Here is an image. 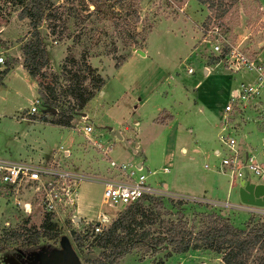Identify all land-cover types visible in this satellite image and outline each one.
<instances>
[{"label": "rangeland", "instance_id": "rangeland-1", "mask_svg": "<svg viewBox=\"0 0 264 264\" xmlns=\"http://www.w3.org/2000/svg\"><path fill=\"white\" fill-rule=\"evenodd\" d=\"M20 1L0 0V25H6L5 36L15 38L13 42L20 37L18 41L23 44L30 38L28 33L30 28L27 18L16 17V12L26 2ZM54 2V5L61 4L60 8L50 9L55 16L51 21L55 24V33H49L44 20L38 25L51 64L47 60L40 75L34 77L37 91L33 82L31 91L23 81L16 82L17 85L10 81L12 91L0 89V109L5 110L0 113V156L9 159L55 160L66 167L75 166L83 171L105 176L106 162L101 160L83 137L72 128L80 115L85 114L93 125L94 132L101 135V140L113 142L109 153L111 158L122 162L140 161L145 173L147 170L154 171V174L147 178L150 184L167 183L174 172L177 175L184 171V158L181 157L177 146L174 148L175 159L169 164L164 160V154L170 149L167 145L177 138L180 129L177 128L175 131L176 122H179V127L184 128L188 125V118L192 121L198 120L205 117L204 112L209 111L214 112L219 119L227 100V89L234 83L239 72L234 79H228L220 74L206 78L201 88L211 90L207 98L210 107L204 108L200 103L203 110L201 114L195 106L177 110L173 114L175 118L173 128L171 126L170 132L165 135L163 132L159 133L161 128L152 123L151 106L159 105L164 99L163 95L169 98L171 93L172 99L183 100L178 94V86L184 84L192 90L194 83L202 77V66L220 54L213 51L214 44L219 45L220 51L229 43L243 53L264 57V0H237L234 4L223 0L225 12L219 16L215 11V5L213 9H209L206 4L200 3L205 11L198 10L194 0H190L189 6L194 5L196 8L195 18L191 17L189 14L191 12L187 10H190V7H184L185 0H67L65 3L62 0H54ZM206 18H209V21L206 22ZM215 34L219 35L216 41L213 37ZM192 40H195L196 44L201 43L200 50L197 48L195 52L201 53L205 60H200V56L189 46ZM144 46L148 51V57L143 60H150V55V58L158 63L157 69L144 65L143 61H138L142 59L137 56H128ZM3 47L4 42L0 41L1 52ZM81 54L85 55V60H80ZM70 57L74 60H70ZM183 57H186L184 61L178 60ZM160 60H166L167 64L159 65ZM217 62L223 60H217L212 64ZM114 63L119 64L115 66ZM84 64L97 71L103 78V84L85 104L86 106L78 110L73 100L65 93V88L73 79L80 78L86 73ZM186 66L193 69L192 74H186ZM167 74L171 76V80L164 78ZM35 97L36 110L32 114H27L29 99ZM43 97L48 103L53 104L56 113L66 111L72 116L69 127L63 129H57L55 126L51 129L32 127V121L54 125L49 122L55 116L50 114L49 106ZM262 98L264 99V89ZM140 101L146 105L141 107ZM261 101L264 102L262 99ZM156 116V120L160 122L166 115L160 112ZM255 117L256 113L248 109L245 111L244 121L236 118V124L232 122L230 128L242 127L245 133L242 150H246L243 144L245 147L249 146L252 148L248 151L249 154L255 155L264 164V143L261 139L264 135V126L255 123L253 120ZM106 125L112 126V130L107 129ZM116 130L122 132L121 139L115 136ZM227 132L239 145L240 133ZM127 137L128 142L125 140ZM135 143H138L136 148ZM212 144L222 150L217 140ZM132 148L135 152L131 150ZM218 163L219 156L207 152L205 157L196 161L194 170L199 175H205L212 172L213 168L216 169ZM163 167L168 171L162 172ZM249 179L252 182L261 181L256 175H250ZM219 180L220 184H225L227 178L220 176ZM101 190L99 183L80 184L78 207L80 205L85 213L96 211L97 214L92 219L94 222L98 212L104 214V217L100 218L107 227L127 205L101 204ZM227 199L231 203L239 202L237 187L233 186L230 189ZM161 203L159 213L163 220L179 219L192 232L202 227L206 217L210 215L220 217L237 228H243L249 218L251 223L264 219L257 212L248 213L238 208L212 209L183 201L173 203L170 200L169 203ZM76 206L77 204H73L67 215L75 214L77 217L80 212L76 210ZM148 206H151L150 201L143 203V207ZM44 216L45 212L33 205L30 213H20L5 224L8 218L5 212L0 210V264H37L46 254L58 249L62 240H66L78 253L80 262L84 258L98 255L99 249L94 246L96 240L93 238L94 234L90 233L92 224L89 221H86L85 225L84 219L73 223L67 218L57 219L51 215L50 220L55 223V229L60 236L52 241H46L43 231L39 228ZM158 228L157 223L152 226L154 232ZM81 231L88 233L83 236ZM12 232L18 235L13 237ZM77 234L81 239L80 247L74 239V235ZM26 239L38 241L42 248L27 252ZM47 244H51L50 248L46 246ZM145 250L144 247H138L123 255L116 264H221L220 254L210 249H189L183 253H170L167 257H164L167 252L165 249Z\"/></svg>", "mask_w": 264, "mask_h": 264}, {"label": "built area", "instance_id": "built-area-1", "mask_svg": "<svg viewBox=\"0 0 264 264\" xmlns=\"http://www.w3.org/2000/svg\"><path fill=\"white\" fill-rule=\"evenodd\" d=\"M214 40L219 35H213ZM229 49L224 54V66L233 72H243L251 75L248 80H242L233 88L222 108L221 122L223 124L218 140L222 150H216L215 156H219L216 170L225 175L230 184L238 185L241 179H249L250 175L261 178L264 183V168L255 160L252 154L242 150L236 139L223 130L227 125L237 120L244 121L245 111L252 109L256 113L253 119L255 123L264 126V102L261 101L264 89V57L243 53L235 46L226 43ZM213 51L220 53L218 44L212 46ZM3 56L0 55V64H3ZM187 68V72H191ZM35 102L29 107L28 113L35 112ZM72 128L80 134L86 144L90 146L106 162L105 176H99L96 172H87L75 166L66 167L55 160H30L9 159L0 157V210L5 212L8 224L20 213H30L32 206L36 205L45 213L53 215L57 219L67 218L75 221V214L67 215L76 204V194L81 182L99 183L101 190V204L105 205H129L144 197H153L161 202L173 203L177 201L187 202L197 206L210 208H238L251 213L257 212L264 217V206L256 207L244 205L240 202L230 203L226 200H215L205 195L177 193L170 190L163 182L152 185L147 180L154 171H143L140 161L121 162L109 156L113 142L102 141L100 134H94L93 125L87 115H80ZM162 172L168 169L163 167ZM102 215L98 214L93 220L91 234L100 233L105 229L102 223ZM106 220V219H105ZM86 221H84L85 224ZM86 225V224H85ZM85 233L84 231H81Z\"/></svg>", "mask_w": 264, "mask_h": 264}, {"label": "trees", "instance_id": "trees-1", "mask_svg": "<svg viewBox=\"0 0 264 264\" xmlns=\"http://www.w3.org/2000/svg\"><path fill=\"white\" fill-rule=\"evenodd\" d=\"M66 1L62 0L64 3ZM196 1L206 4L209 9H213L215 5L217 16L225 12L223 0ZM214 1H216L215 4ZM228 1L230 4L237 2V0ZM54 3V0H26L16 12L18 19L27 18L29 21L30 38L20 45V51L22 67L31 78L39 76L41 69L47 64V51L42 43L38 25L41 20H44L49 33H55V24L51 22L55 16L50 9L60 8L61 4L54 5ZM207 21L209 18H206ZM228 49L229 47L224 45L220 54L211 58L208 63L212 64L222 59ZM69 59L74 60L73 57ZM80 60H85L84 54H81ZM118 64L114 63L115 66ZM84 67L86 73L80 78L73 79L65 88V93L73 100L78 110L85 106L103 84V78L94 68L87 64H84ZM5 72L6 69L0 71V82ZM42 99L48 104L50 114L55 116L49 123L69 127L72 116L66 111L56 113L53 104L48 103L44 97ZM149 201L151 206L143 207V203ZM161 205L160 200L156 198L144 197L125 206L105 229L94 234L93 238L96 240L94 246L99 249L98 255L93 258H84L82 262L84 264H116L123 255L138 247H144L145 251L165 249L167 252L164 257L169 256L170 253H183L189 249L204 248L220 254L221 264H264V219L251 223L249 218L243 228H237L220 217L210 215L206 217L202 227L192 232L179 219L163 220L159 213ZM50 216L51 214L45 213L39 226L46 241H52L60 236ZM155 223L159 228L154 232L152 226ZM87 233L86 231L82 235L86 236ZM17 235V233H11L13 237ZM74 239L80 247V236L74 235ZM26 243L27 252L42 248L36 240L26 239ZM46 246L50 248L51 244Z\"/></svg>", "mask_w": 264, "mask_h": 264}, {"label": "crops", "instance_id": "crops-1", "mask_svg": "<svg viewBox=\"0 0 264 264\" xmlns=\"http://www.w3.org/2000/svg\"><path fill=\"white\" fill-rule=\"evenodd\" d=\"M189 1L190 0H185V2H184L185 8H187V6L190 7L188 4ZM194 2L196 3V7L198 10H201V9L204 10V8H202L203 6L199 2H197L196 0H194ZM187 10L189 12H191V13H189L190 16L195 18V16H196L195 15L196 14L195 13V11H196L195 6L193 5L192 7H190V10L189 9H187ZM5 27H6V25H2V24L0 25V41L4 42V47L2 49L3 52L0 51V53L4 57V63L0 64V71H2L3 69H6L5 74L1 78L0 89L3 88V89H6L7 91H12L13 87H10V84H9L10 81H12V83L15 85H17L16 82L18 83V81L19 82L23 81L26 85H28V87H30L31 91H32V82H33L35 89L37 91L35 79L31 78L27 74L26 70L22 67V57H21V51H20L21 42L18 41V39L20 37L16 38V42H13L15 38H9V37L5 36L6 35L4 33ZM193 44H195V45L193 46ZM200 44L201 43L196 44L195 40H192L191 42H189V46H191L192 50H194V53H196L195 50L197 48L200 50V46H199ZM138 50H141L143 52V55H140L137 52H131L130 54H128V56L129 57L137 56V57L142 59V60H138V61H143L144 65L151 66L152 69H157L158 63H156L154 60H152V58H150V55H149L150 60H143V59H147V57H148V51H147L146 47L144 46ZM189 52H191V50ZM197 55L200 56V60L206 59V58H204V56L201 55V53H198ZM143 57H145V58H143ZM185 58L186 57H183L182 59H178V60H183ZM165 61L166 60H160L159 65L167 64V63H165ZM48 62L51 64L50 58H48ZM188 67H190V66H186V68H185L186 74H192L193 69L190 67L192 71L187 72ZM145 68H147V67H145ZM143 71H145V70H143ZM202 71H203L202 72L203 74H202L201 79H198L194 83V85L192 86L193 91L189 90L184 84L181 86L177 85L178 89H179L178 94L180 96H182L183 100H179L177 98L172 99V93H171L169 98L167 96L163 95L164 99L159 105L151 106V108L153 110L151 120H152L153 124H155L161 128V131H159V133L163 132L165 135L167 132H170V128H171V126L173 128L172 123L175 119L173 114H175V112L177 110L183 109L185 107L189 109V108H192V106H195L196 108L199 109V112L201 114V111L203 112V110L199 105L200 103L203 104L204 108L210 107L208 105L210 102L207 100V98H208V94L211 93V90L210 89L206 90L205 88L204 89L201 88V85L206 78H208V77L210 78V76H215V75L220 74V75L226 76L228 79H231V78L234 79V76L237 73V72H233V71L227 69L224 66L223 62H217L214 64L206 63L202 66ZM164 78H168L169 80L172 79L169 74L165 75ZM250 78H251V75L243 73V72H239L237 78L234 80V83H231L230 84L231 86H229L227 89V92H228L227 98L229 96L230 91L233 88L237 87V85L240 81L248 80ZM101 94L104 95L103 92H101ZM36 97L33 99H29V102H28L29 107L33 104V102L36 101V99H37ZM138 102H139V100H138ZM139 105H142L141 107H144V105H146V103H143L140 101ZM4 111H5L4 109H0V113L4 112ZM160 112L164 113L166 116H165V119H163L159 122L156 120V118H157L156 115L159 114ZM204 113L206 114L205 117L200 118L198 120L192 121L190 118H188V125L185 126L184 128L179 127L180 126L179 122L178 121L176 122L175 131L177 128L178 129L180 128V129L178 131L177 138H175L173 140V142H171L169 145H167L168 147H170V149L168 150V152H166L164 154V160L165 161L167 160V163L169 164L170 161L172 162L175 159L174 148L177 146L179 153H181V157L184 158V171L182 172V174L178 173L177 175H176V172H174V174L169 177V182H167V183L163 182V183L170 190L177 192V193L198 194V195L200 194V195L208 196L209 198H212L215 200H220V201L226 200V201L230 202L227 199L228 193L233 186L237 187V185L230 184L228 182V179L226 180V183L224 182L225 184H220V180H219L220 176L224 177L225 175L219 173L214 168L212 169V172L207 173L205 175H199L194 170V165H195L196 161L199 160V158L205 157L207 152H209V154L212 153L213 155H215L216 150L220 149L219 146L216 147L212 143H215L216 140L219 142L218 134L221 133V128L223 126V124L221 122V116H222L223 112L221 111V113H220L221 115H220L219 119L217 118V116L214 115V112L209 111V112H204ZM27 114H29V113L27 112ZM170 118H171V120H170ZM154 119H155V121H154ZM184 120H186V119H184ZM35 126L49 127V129H51V127H53V126H55L57 129H63L64 128L62 126L48 125V124L40 123L37 121H32V127H35ZM105 127L109 130H112V126H110V125H106ZM223 131L224 132H227V131L233 132L234 131V132H237V134L240 133V138H238L239 140L238 139L237 140L239 142L240 148L243 149L242 143H244L245 133L243 132L242 127L240 128V127L236 126L235 128H230V124H229L226 126V128ZM114 133L118 139L122 138V132L120 130H116V131H114ZM94 134H96V133L94 132ZM135 136L136 135H134V138H135ZM261 139H263V143H264V135L261 136ZM125 140H126V142H128V137L125 138ZM219 144H220V142H219ZM137 145H138V143L137 144L135 143L134 148H136ZM60 146L63 147L62 145H60ZM243 146H244V149H246L247 151L252 150V148H250L249 146L245 147V144H243ZM134 148L131 149L133 152H135ZM67 152H68V150H67ZM0 157H3V156H0ZM254 157H255V155H254ZM255 159L264 168V164L261 163L259 161V159H257L256 157H255ZM128 161L129 160H127L126 162H128ZM130 162H132V161H130ZM204 166L207 168L206 165H204ZM86 183H91V182H81L80 184L82 185V184H86ZM93 183L94 182H92V184ZM222 196H224V197H222ZM79 197H80V193L77 190L76 210H78L80 212V214H77L78 215L77 218H79V222H81L83 219H84V221L92 220L95 217V214H97V212L91 210V211L85 213L84 209L80 205L78 207V202L80 200ZM226 209H229V208L226 207ZM98 214H100L104 217V214H102L101 212H98ZM84 216L86 218H84ZM75 253L77 254V257H78V253L76 251H75ZM81 264H84V263L81 262Z\"/></svg>", "mask_w": 264, "mask_h": 264}, {"label": "water", "instance_id": "water-1", "mask_svg": "<svg viewBox=\"0 0 264 264\" xmlns=\"http://www.w3.org/2000/svg\"><path fill=\"white\" fill-rule=\"evenodd\" d=\"M135 51L143 55L141 50ZM237 197L241 204L264 206V183L241 179L237 185ZM75 221L79 222V218L75 217ZM37 264H81V262L69 243L62 240L58 249L46 254Z\"/></svg>", "mask_w": 264, "mask_h": 264}]
</instances>
